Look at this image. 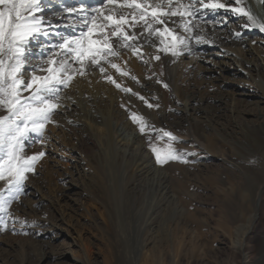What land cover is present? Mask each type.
I'll list each match as a JSON object with an SVG mask.
<instances>
[{"label": "rangeland", "instance_id": "374dc122", "mask_svg": "<svg viewBox=\"0 0 264 264\" xmlns=\"http://www.w3.org/2000/svg\"><path fill=\"white\" fill-rule=\"evenodd\" d=\"M242 1L246 10L264 22L262 0ZM238 20H229L222 27L233 29ZM178 34L188 35L185 31ZM129 47L118 55L130 54L136 59V67L125 65L123 57L116 58L115 62L123 63L116 64L120 71L104 67L99 85L94 82L90 88L88 83L95 95L94 107L80 104L83 111L98 107L104 125L87 122L81 131L72 133L48 123L42 137L32 134L25 142L26 156L45 154L34 170L26 173L8 213L0 214L6 219V227L0 229V264H263L264 193L259 212L253 217L255 195L244 190L230 167L211 155L226 156L235 150L239 137L235 131L246 119L241 113L254 109V99L240 102L236 96V109L230 112L227 92L231 85L216 83L213 79L218 75L214 72L181 68L176 82L182 96L193 93L222 99V103L212 99L201 102L203 109L212 103L211 112L216 116L204 134L199 129L197 138L202 142L207 137L218 138L214 141L218 149L212 151L204 144L200 148L186 126L177 123L180 119L184 123L185 117L174 109L160 60L144 58L151 51L147 46L143 55L137 53L140 56L130 53ZM185 62H189L186 56L182 59ZM109 75L115 83L107 79ZM141 78L155 83L149 82L146 89L139 82ZM239 78L226 76L224 80L233 83ZM65 89L61 86L60 91ZM132 114L148 123L143 144L154 157L145 161L147 164L143 161L144 171L137 169L142 152L136 145L132 147L131 138L140 130ZM253 117L247 115L248 119ZM159 130L177 138L171 146L185 154L183 160L157 163L150 141L161 149L169 144L167 137L157 138ZM259 161L264 186V159ZM173 164L182 166L184 172L181 169L175 180L173 176L162 179ZM5 184L0 181V189ZM243 234H247L242 239L245 246L239 250Z\"/></svg>", "mask_w": 264, "mask_h": 264}, {"label": "snow or ice", "instance_id": "6c2138e0", "mask_svg": "<svg viewBox=\"0 0 264 264\" xmlns=\"http://www.w3.org/2000/svg\"><path fill=\"white\" fill-rule=\"evenodd\" d=\"M56 2L62 9L58 15L65 21L56 28L66 29L67 33L55 30L51 18L45 21L44 7H50L45 0H0V109L4 112L0 114V181L6 182L5 188L0 189V214L8 213V205L21 192L26 173L33 171L35 163L45 154L39 152L26 156L25 142L32 139V134L43 136L45 126L52 122L54 112L61 106V86L67 88L77 74L84 76L89 63L104 73L101 61L111 63L108 57L118 55L113 41L119 47H129V41L137 38L135 32L129 34V28L139 25L143 29L141 35L147 33L146 41L151 42V38L156 37L159 40L157 51L170 52L174 57L180 55V48L188 47V41L193 36L197 44L203 42V37L196 35L193 28L198 26V22L194 25L197 14L204 10L215 14L224 9L225 12L247 17L248 23L244 27L264 33V22L252 15L250 9L242 7V0H227V3H220L219 0H190L188 3L184 0ZM232 3L236 6L231 7ZM174 17L179 18L176 26L187 32L188 37L175 34L174 28L169 29L168 22ZM203 18L201 15L200 19ZM236 35L239 37L240 33ZM53 37L58 40L57 43H45L41 39L50 41ZM36 47L39 55L47 53V59H42L39 64H33L31 59ZM153 58L160 59L158 55ZM111 66L120 71L118 65L112 63ZM28 68L32 71L30 78L26 79ZM107 79L115 83L110 75ZM116 86L120 87L119 84ZM25 92L28 95H24ZM132 119L140 131L145 132L148 125L143 118L132 114ZM165 137L169 144L164 149L150 141L157 163L183 160L185 154L178 153L171 146L177 138L171 132L159 130L157 138ZM5 227V216L0 215V229Z\"/></svg>", "mask_w": 264, "mask_h": 264}, {"label": "bare ground", "instance_id": "6f19581e", "mask_svg": "<svg viewBox=\"0 0 264 264\" xmlns=\"http://www.w3.org/2000/svg\"><path fill=\"white\" fill-rule=\"evenodd\" d=\"M88 2L91 3V0H88ZM184 2L188 3L190 2V0H184ZM219 2L227 3V0H219ZM45 3L50 5V7H44L43 15L45 17V21L51 18L55 30L64 31L65 33H67L68 30L66 29L56 28V25H62L65 23V21L61 19V16L58 15V13H62V9L58 6L56 0H45ZM235 6L236 5L231 4V7ZM241 6L244 7L243 1L241 2ZM262 8L264 10V0H262ZM201 15L204 16L202 20L200 19ZM236 17L239 18L236 23V27H234L233 29H226L225 27H222L225 22H228L229 20H232ZM172 21H175L176 23L174 24ZM197 22L198 26H194L193 31L196 35H200L203 37V42L197 44L195 41V37L193 36L188 41L187 48L179 49V56L174 57L170 52L165 54L164 52L157 51V48L159 47V40L156 37H152L151 42L146 41L145 37L147 36V33L141 35L143 29L139 25H137V27L134 29H128L130 35L132 32H135L137 37L135 40L129 41V45L132 46V51L130 53H139L140 55H143L142 53L147 48H150L149 50L151 51L147 52L149 57L144 56V58L146 57L152 59L153 56L157 55L160 57V63L162 64L166 72V81L168 82V84H170V89L172 90V94L174 97V109L182 112V116L185 117L184 123L182 121L183 119H180V121L176 122L178 124L182 123L186 126L187 131H189V133L194 136L190 138L198 143V146L200 148H202L204 144L212 151H216V149H218V147H216L214 143L216 139L218 141V138L215 137V140H213L211 139V137H207L203 139V142L199 141L197 138L199 135V129L204 134L205 129L209 127L213 122L212 117L216 116L214 115V113H212L213 111L210 107L212 103H209L207 108L203 109V107L201 106V102L205 101L208 103L212 99L214 101L222 103V99H207L206 97L198 96L193 93L182 96L180 92L181 89L176 82L177 77L181 72V68L189 67L192 71L199 73L214 72L218 75L217 78L213 79L216 83H220V85H231L232 89H229V92H227V94L230 96V112L236 109L234 101L236 96L240 98L238 99L240 102H245L246 98L254 99L252 102V104L255 105L254 109L248 111L247 109H245L244 111H242L241 115H244L247 120L244 119L243 121L242 119V124L239 125V129H235V132L239 134L238 141H235V150L229 151L226 156L220 155V157L217 153L210 154L219 158L225 165L230 167V170H232V176L240 179L244 190H247L248 192L255 195L254 213L252 215L253 217H255L258 214L261 206V195L264 193V186L261 185L262 168L260 169L259 166V160L261 158L264 159V33L260 32L258 29L244 27V25L248 23L247 17L237 16L230 11L225 12L224 9L218 10V12H216L215 14L208 10H204L203 12L197 14L194 25H196ZM178 23V17H174L168 22L169 29L174 28L175 34L180 33V31H184L182 28L176 26ZM236 33H240V36L237 37ZM251 34L258 36H255L253 39H250V36L245 38L246 35ZM188 36L189 34L185 37ZM41 39L45 43L58 42L55 37H53L50 41L44 38ZM146 46L147 48L144 49V47ZM113 47L117 52H120L122 49L127 48L119 47L117 42L115 41H113ZM118 54L120 55V53ZM126 54H124V57L123 55H117L115 57L110 56L108 57V60L111 61V63L102 60L101 65L106 68L111 67L112 63L123 66V63L115 62L117 60L116 58L121 57L122 59L123 57L125 65L128 64L129 66L132 65L136 67V59L130 57L129 53V55ZM185 56L189 58V62L182 63V59L185 58ZM31 59L33 64H39L42 59H47V53H45L43 56L39 55V49L38 47H36L33 49ZM75 66L78 67V65ZM92 68H94V70H92ZM96 69L97 67L89 63L86 74L84 76H80L77 74L70 82L68 87L64 91H60L62 95L59 96V104L61 106L54 112V115L51 118L52 122H50V124H52L53 126L59 125L60 127L72 133L77 130L81 131L80 128L85 127L84 125L87 122L98 125L105 124V119L99 113L98 107L91 111L89 109L83 111L80 108V104H84L86 106H90V104H93L92 107H94L95 95L93 96V92L91 93L92 90H89L88 83H91L92 87L90 88H93L94 85L92 84L94 82L98 83L99 79L101 78V72L98 70L96 71ZM31 71V68L26 69V79L30 78ZM90 71L91 73H89ZM224 75V78H226V76L236 77L238 75H240V78L236 79L235 82L230 83L224 80ZM141 79L142 80H139V82L142 86L145 85L146 89L150 88L149 82L155 83V80L150 81L147 79L148 81H145V79ZM98 85L99 83L97 84V86ZM24 95H28V93L25 92ZM100 101L101 100H99V102ZM115 110L116 108H114V111ZM199 113L204 115V117L198 115ZM0 114H4L3 110L0 111ZM251 114L254 116L253 119H248L247 115ZM187 116H189V118H187ZM129 119H131V117H129ZM130 121L132 122V119ZM171 129L172 126H170V128L168 127V131H171ZM132 132H134V130ZM136 132L137 134L135 135L133 133L134 137L131 138L133 139L132 147L133 145H136V148L138 147V150H141L142 154L141 157H139L140 163L138 164L137 169L138 171H144L145 167L143 163L154 156L148 150H146L143 144L146 131L142 133L140 132V130L139 132L135 130V133ZM145 164L147 163L145 162ZM168 168L169 174L163 175L162 179L164 180L172 179V176L175 180L177 176L182 174L180 170H183V168L180 165L173 164L172 167L168 166L167 169ZM247 234H243V236L241 237L239 250H242L244 248L245 245L243 244L242 239ZM152 257L153 256H151V258Z\"/></svg>", "mask_w": 264, "mask_h": 264}]
</instances>
